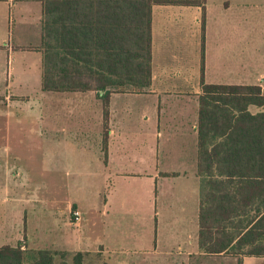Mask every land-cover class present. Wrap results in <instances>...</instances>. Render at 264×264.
<instances>
[{"label":"rangeland","instance_id":"1","mask_svg":"<svg viewBox=\"0 0 264 264\" xmlns=\"http://www.w3.org/2000/svg\"><path fill=\"white\" fill-rule=\"evenodd\" d=\"M13 2H0V245L26 238L32 249L72 251L70 240L81 236L83 249L93 250L99 244L110 248L121 236V243L130 238L125 244L131 246L137 239L150 249L158 233L162 253L189 246L191 237L196 245L199 193L191 126L159 128L157 101L152 106L143 96H115V104L129 108L122 114L131 123L118 130L122 146L114 145L109 161L104 121L98 119L102 100L86 93L92 96L84 100L87 117L95 125L87 131L71 123L69 113L55 114L59 95L42 91V56L30 49L40 45V35L30 31L26 11ZM208 8L210 41L219 34L217 47L228 42V34L239 41L234 73L240 68L264 73V0H212ZM6 94L11 102L3 100ZM158 130L165 136L159 138ZM161 172L180 175L165 178ZM78 206L81 234L71 224ZM222 264L238 261L224 258Z\"/></svg>","mask_w":264,"mask_h":264},{"label":"trees","instance_id":"2","mask_svg":"<svg viewBox=\"0 0 264 264\" xmlns=\"http://www.w3.org/2000/svg\"><path fill=\"white\" fill-rule=\"evenodd\" d=\"M33 1L41 3L43 15L41 44L30 48L42 56L41 89L95 92L102 100L105 153L111 96L142 94L152 85L154 7L202 8L199 246L207 255H232L238 264L264 257V112L249 111L264 106V88L205 82L206 0ZM23 245L0 247V264H54L58 253ZM83 258L76 254L75 264Z\"/></svg>","mask_w":264,"mask_h":264},{"label":"crops","instance_id":"3","mask_svg":"<svg viewBox=\"0 0 264 264\" xmlns=\"http://www.w3.org/2000/svg\"><path fill=\"white\" fill-rule=\"evenodd\" d=\"M212 0H206L205 11V68L204 79L208 84H223V85H240V86H261L264 88V73H254L253 68L244 70L238 69L234 73V50L239 48V41L232 40V35L228 34V42L224 41L219 47V35L214 42L210 40L211 28L209 25V8L208 5ZM5 5H10L9 1H0ZM14 3V2H13ZM37 3V4H36ZM21 12L26 11V19L31 26L30 31L34 34L40 35L42 31V6L40 2L28 0L14 3ZM38 5V6H37ZM27 6V7H26ZM34 7V12H33ZM23 9V10H22ZM203 12L199 6H188L180 4L170 5H156L153 9L152 17V42H153V59H152V85L145 93H116L111 96L109 105V143H108V160L111 161L110 153L114 145L120 144L122 146L121 132L118 130L126 127L131 122L130 119L122 113L129 114V108H121L114 103L115 96L127 97L128 95L143 96V98L150 99L149 103L155 106V101L158 102V119L159 128L161 123H164L167 129L183 130L191 126V136L195 138L192 141L191 151L197 158V190L199 193V212H200V180L198 177V124H199V97L201 95V77H202V24ZM5 19V16H3ZM233 29V28H231ZM238 31V29H236ZM233 32V31H231ZM238 42V43H237ZM218 43V44H217ZM250 45V44H249ZM248 45V46H249ZM32 46V47H39ZM248 48L254 50L255 48ZM39 53V52H38ZM240 55V52H238ZM244 53H242V56ZM250 64L257 62L254 60V52H249L247 55ZM229 62L226 61L227 58ZM229 63V64H227ZM44 92V91H43ZM89 93V92H87ZM59 95L60 107L56 111V115H64L69 113L71 123H77L86 131L95 126L89 121L91 112H88L86 103L92 99L86 93H63L56 92ZM11 95H7L3 100L11 102ZM70 101L72 104L63 106L65 101ZM86 100V103L84 102ZM166 105V106H165ZM68 109V111H67ZM83 109V111H82ZM249 111L253 114L264 112V106H250ZM64 117V116H63ZM162 118L164 122H162ZM98 119L101 123L103 118V107L98 111ZM99 126L101 128V125ZM104 128V126H103ZM87 134L89 132H86ZM185 136V132L182 133ZM157 136L164 137L165 133L158 130ZM194 144V145H193ZM157 154L159 151L157 149ZM157 155V157H158ZM162 177H177L179 172H161ZM160 173V174H161ZM169 174L170 176H163ZM187 174V173H185ZM80 212L79 206L77 207ZM82 218L79 222H71L72 225L78 227L77 233H82ZM199 223V217H198ZM3 233V232H2ZM115 243L110 245V248L104 244L97 245V249L86 250L83 249L81 236L77 240H70L71 246L74 249L71 251L66 247L45 251L56 252L54 264H75L74 258L78 253L84 255L82 264H222V259L234 258L232 255H207L199 246V224H198V238L193 243V238L190 239L189 246L178 244V249L175 251L166 250L164 253L160 250V236L157 235L154 245L149 249L143 247L140 240L135 239L133 243L126 245L125 242L130 241L115 236ZM125 237V236H123ZM9 240V239H7ZM12 240V239H10ZM81 241V242H80ZM132 241V240H131ZM1 243L0 247L5 245L16 246L14 243ZM24 250H41L32 249L28 246L27 239H23ZM157 242V243H156ZM119 243L116 247H111ZM65 253L66 255H62ZM251 259H263L264 257H245L243 264L251 261ZM219 260V261H218ZM238 261V259H237Z\"/></svg>","mask_w":264,"mask_h":264},{"label":"built area","instance_id":"4","mask_svg":"<svg viewBox=\"0 0 264 264\" xmlns=\"http://www.w3.org/2000/svg\"><path fill=\"white\" fill-rule=\"evenodd\" d=\"M74 217H75V221H76V222H79L80 219H81V215H80V213H79L78 211H75V213H74Z\"/></svg>","mask_w":264,"mask_h":264}]
</instances>
